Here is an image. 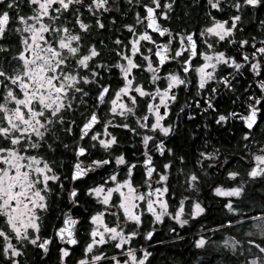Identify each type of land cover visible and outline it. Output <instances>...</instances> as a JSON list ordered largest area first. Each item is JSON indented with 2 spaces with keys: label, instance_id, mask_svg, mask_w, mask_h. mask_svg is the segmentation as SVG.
<instances>
[{
  "label": "snow or ice",
  "instance_id": "obj_1",
  "mask_svg": "<svg viewBox=\"0 0 264 264\" xmlns=\"http://www.w3.org/2000/svg\"><path fill=\"white\" fill-rule=\"evenodd\" d=\"M111 2L116 4V0ZM127 3L137 9L135 25L122 26L130 35L125 39L118 36L112 41L117 59L106 63L99 59L101 53L95 41L86 43L85 37L93 28L97 32L105 28L102 17L112 11L109 0H0V264H21L28 245L47 254L53 237L62 245L58 249L60 264H67L65 258L69 257L71 246L78 244L74 236L78 220L69 211L62 213V223L53 228L52 236L42 238L40 235L43 219L49 211L52 186L64 191L56 168L55 153L59 149L71 153L73 182L97 169H109L103 183H95L85 190L84 194L102 207L88 217V242L76 264H146L151 253L143 247L137 250L132 246L145 212L152 217L153 224L160 223L165 216L180 227L188 223L184 218V202L188 198L180 200L174 213L169 211L166 200L172 161L163 163V171H159L151 155L153 151L161 156L165 152L172 155V149L166 148L164 140H157L154 134L159 132L168 137L174 129V123L162 122L177 99L175 89L180 86L187 89L186 77L194 71L196 95L200 97L194 102L195 107L201 112H214L212 100L220 86L225 92H234L233 80L242 75L245 68L253 77L264 75V38L258 40L252 36L237 40L235 37L237 31L243 32V10L256 9L264 0H205L206 15L211 23L201 27L199 36L206 50L198 48L192 32L181 29L173 33L170 27L159 22L170 19L175 0H147L145 3L127 0ZM24 8L29 10L28 14H21ZM138 9H142L143 14ZM226 9L231 10L226 20L213 15ZM85 14L94 21L85 22ZM114 24L115 20L110 18L109 25ZM257 30L264 33V19L259 20ZM152 34L166 36L167 42H160ZM222 42L238 45L239 61L219 50ZM100 43L103 45V41ZM196 59L202 62L197 63ZM172 61L178 65V70L165 72L162 66ZM221 66L231 71L218 76ZM138 73H147L146 80L137 82ZM145 82L150 87H145ZM209 82L216 85L211 88V95L206 91ZM90 85L96 89L95 107L85 115L86 98L92 94ZM255 88L259 89V95L250 88L244 89L246 113L229 111L215 117V123L221 127L231 120L242 122L247 129L241 136V140L247 142L243 144L245 149L253 143L254 126L264 119V79H257ZM200 100L206 107L201 108ZM192 103L186 102L187 105ZM141 105L144 111L138 114ZM76 112L83 116L80 124L66 116V113ZM101 112H105L106 117H102ZM129 117L135 120V127ZM187 118L193 117L189 114ZM74 126L79 129L78 136H74ZM110 128H122L138 136L143 160L129 163L123 152L113 155L117 137ZM50 136L54 138L52 141ZM67 137H74L71 146L65 142ZM98 149L104 155L85 163ZM218 155L215 149L200 151L196 166L203 169L204 162L209 161L208 167L213 168ZM244 157H250L245 160L247 181L239 171L229 170L224 173L226 179L235 182L239 178V182L230 187L218 184L212 192L216 197L229 198L224 208L241 216L237 223L250 221L253 231L246 235L264 238V213L251 217L238 213L233 200L243 198L249 181L264 179V144L255 152L246 151L241 159ZM179 162L184 164L183 157ZM137 167L143 170L147 191H141L132 182ZM60 168H63V160ZM121 168L126 169L123 179L120 178ZM178 171L184 175L187 188L196 190L200 177L194 172ZM68 178L64 176L65 180ZM60 192L56 193L57 197ZM74 197H77V189L72 187L67 200L75 208L78 201ZM204 211L200 203L192 202V219ZM106 218L113 219L109 223ZM129 225L135 227L129 230ZM152 236L150 230L143 238L149 241ZM206 243V238L201 236L194 240L193 246L201 249ZM237 243L232 238L223 242L225 248L233 250ZM247 243L249 249H257L259 255L246 260L245 264H264V243L253 240ZM105 245L118 251L109 255L102 249Z\"/></svg>",
  "mask_w": 264,
  "mask_h": 264
},
{
  "label": "flooded vegetation",
  "instance_id": "obj_2",
  "mask_svg": "<svg viewBox=\"0 0 264 264\" xmlns=\"http://www.w3.org/2000/svg\"><path fill=\"white\" fill-rule=\"evenodd\" d=\"M147 0H141V3H145ZM109 4L112 7V11L109 13H106L102 17V22L105 24V28L97 32L94 28L89 34L85 37V42H92L95 41L96 46L98 50L100 51L101 55L99 59L106 63H112L114 62L117 57L115 56V52L113 51L115 48V45L112 44V41L116 39L118 36L121 39H125L127 36L130 35V33L126 32L123 29L124 24H133L135 25V19H134V11L137 9L130 8L129 4L127 3V0H116V4L112 5L111 0H109ZM142 13V9H138ZM28 9L24 8L21 14H28ZM207 9L205 7V0H175V3L173 5V11L169 13L170 19L167 21H159L162 25L170 27V30L175 33L180 31L181 29L186 30L188 32H192L194 34V38L197 42L198 48L200 50H206L204 49V45L200 43V36L199 32L201 27L206 26L211 23L209 21L207 15H206ZM187 13V14H186ZM231 13L230 9H226L223 13L219 12H213V15L216 16L217 19H227L228 15ZM143 14V13H142ZM244 16V24H243V32L237 31L235 33V37L237 40L241 38H247L250 39L252 36H256V38L259 40L260 37L264 34L257 30L258 22L260 19H264V4H261L256 9H246L242 12ZM85 22L94 21L93 17L88 16L85 14ZM114 19L115 24L109 25V19ZM139 27V26H137ZM111 29V30H109ZM260 35L258 37L257 35ZM155 39L159 40L160 42H167V37H158L156 34H152ZM101 41H103V45H101ZM214 42V41H213ZM175 43V42H174ZM219 50L225 51L228 55L233 56L239 61V48L238 45H227L226 43L222 42L219 45ZM154 59V58H153ZM196 62H202L196 59ZM164 71H177L178 65L175 63V61L168 62L166 66H162ZM115 71V70H114ZM231 69L223 68L221 66V70L218 71L219 75H226ZM182 77L184 74L181 72L179 73ZM147 73H138L137 74V82L144 79L146 80ZM113 81H115L116 77H112ZM187 81L189 82V86L187 89H185L183 86L178 87L175 89L177 94V99L170 105V111L169 116L162 122L165 125L168 124H175L174 129L170 136L163 137L159 134V132H156L154 135L157 140H164L166 148L172 149V155L169 156L167 152L163 156L159 155L156 152H152L151 155L153 156V162L156 166V168L159 171H163L162 164L168 161H172L171 165V175L169 177V180L167 181V188L168 192L166 193V200L169 205V211L172 212L178 205H179V197L175 198L174 193L175 190H181L185 187H187L186 183H184V175L181 174V172L178 171L179 167H182L181 170L183 173H188L185 167V157H186V150L180 152L175 147L178 145V118L182 115L181 108L182 106L186 107L187 101H192L194 98L199 99L196 95V75L193 71L190 76L186 77ZM105 82H108L107 78L105 79ZM162 85L165 82H160ZM115 83L113 84V87H115ZM145 87H150L145 82ZM210 86L214 87L215 84L212 82H209V84L206 85V89ZM92 94L87 97V112H85V115L90 113L94 109V95L96 93V89L94 85L88 86ZM139 99V98H138ZM83 111V108L81 109ZM144 108L141 105L138 110V114H143ZM163 110L161 109V112ZM186 117L189 115L188 112L185 114ZM66 116H68L69 119H75L77 124H80L83 122V116L80 115V112H76L74 114L66 113ZM102 117H106L105 112H101ZM119 119V118H117ZM130 124L135 127V120L132 117H129ZM110 132L117 137V144L113 146L112 154L118 155L121 152H123L128 160L129 163L132 162H139L143 160L142 156V147L139 143V137L133 136L132 133L127 132L126 130L122 128H110ZM79 129L78 127L74 126V136H78ZM152 135V133H149ZM61 136H63V133H60ZM54 138L49 137V140L52 141ZM65 142L69 143L71 146L74 142V137H67ZM152 142H150L151 144ZM218 150V149H215ZM219 152V151H218ZM135 153V155H133ZM49 157H52V154H48ZM104 155L102 150H97L95 154L88 158V160H85V163L89 162L90 159L94 158H100ZM183 157L184 164L181 165L179 162V158ZM249 158V157H248ZM55 159L57 161L56 168L57 171L60 172L61 175V183L64 185V191L60 192L59 187L53 185V192L50 195L49 199V211L45 215L42 225H41V237H47L52 236V230L54 227H59L62 223V213L64 211H69V214L74 218L78 220L77 225L75 226L74 236L78 240L77 245L71 246L70 249V255L69 257H66L67 264H76V261L83 256V248L85 244L88 242V231L90 229V225L88 223V217L93 214L95 211H97L99 208H101V205H98L94 200H92L90 197L86 196L85 190L89 186H94L95 183H103V178L107 175L109 169L105 167L103 170L97 169L94 173H89L86 178L78 181H71L70 178V168L72 164V156L71 153H65L63 149H59L55 153ZM83 159V158H82ZM247 157L244 159H241L242 162H245ZM250 159V158H249ZM63 160V168H60V162ZM235 160L236 155L235 153L228 152H219V155L217 156L216 166L213 168H209L206 161L204 162V165H207V168L201 169V175L205 174V179L209 176L214 178L212 185L207 188V191L211 194L212 189L219 185H225V183H221L222 180H225V175L229 170H234L232 168L235 167ZM246 164V163H245ZM203 165V166H204ZM220 165H226V167H221ZM126 173V169L121 168L120 170V178L123 179L124 175ZM64 176H68L69 178L67 180L64 179ZM182 177L180 180L173 181V177ZM226 181V180H225ZM132 182L134 185L139 186L141 191H147L148 189L145 187L143 182V170L140 167H137V169L133 173ZM155 186V185H154ZM75 187L77 189V197H74V200L78 201V206L73 207L68 200H67V193L72 188ZM60 192V196L57 197L56 193ZM212 195V194H211ZM218 198V197H217ZM187 205L189 206V201L186 200ZM226 201H224V204ZM205 203L201 202L202 207H204ZM205 209V207H204ZM188 210V209H186ZM204 214V213H203ZM202 214V215H203ZM201 215V216H202ZM200 217V216H199ZM198 217V218H199ZM196 218V219H198ZM113 218H106V222H111ZM122 219V217H121ZM194 219V220H196ZM143 223L140 227L139 235L138 237L132 241V246L135 247L137 250H139L141 247H143L145 250L151 253V255L148 257V260L146 264H156V249L157 246L162 244H170L172 242H176L179 240H183L186 236H181L183 229L185 227H188L190 224L185 225L184 227H178L175 223L171 221L168 217H163L162 221L158 224L152 223V217L148 213H144L142 216ZM192 220V219H191ZM192 220V221H194ZM191 221V222H192ZM135 225H129V230L134 228ZM173 229V231H169V229ZM191 228H194L191 226ZM153 231V236L149 241H145L143 236L144 233L147 231ZM205 231H200L198 233H203ZM173 234L176 236L173 238H169L168 240H164V238L171 237ZM197 233H193L189 235V237L194 241L196 239L195 235ZM203 233V237H204ZM158 239L162 240V242H158ZM15 242V241H13ZM0 243H2V240H0ZM62 246L59 241H57L54 237L52 239V242L49 245V251L47 254H44L41 252L40 249L34 248L31 245H28L25 250V257L21 258V264H60L59 262V247ZM102 249L107 250L109 255L115 253L116 249L110 247V245L102 246Z\"/></svg>",
  "mask_w": 264,
  "mask_h": 264
},
{
  "label": "trees",
  "instance_id": "obj_3",
  "mask_svg": "<svg viewBox=\"0 0 264 264\" xmlns=\"http://www.w3.org/2000/svg\"><path fill=\"white\" fill-rule=\"evenodd\" d=\"M257 36L260 37L259 34ZM260 38H264V34ZM248 51L250 52L251 49L248 48ZM263 78L264 75L253 77L245 68L243 74L233 80L235 91H224L215 100L216 111L209 110L196 113L192 107L193 103L191 105L186 104V107H183L182 115L178 118V145L175 148L180 152L186 150L184 169L199 176L201 168L196 166V159L200 151H213V149H218L221 153L230 151L236 155L235 167L232 169L239 171L243 179L247 181V176L244 173L247 164L242 162L241 157L244 156L246 151H254L255 148L264 144V119L252 131L251 140L253 143H250L248 149H245L243 144L247 142L242 141L241 136L246 130L242 127V123L231 120L221 127L215 123V117L219 114H227L229 111L243 110L245 108L244 99L247 95L244 89L250 88L255 94L259 95V89L255 88V82L257 79ZM206 91H210V86ZM195 100L197 98L192 101ZM188 111L191 112L192 119L186 117L185 114ZM205 125H207V128ZM204 168H207L206 164L203 166ZM179 169H182V167H179ZM212 177L209 176L202 183H198L196 188L198 197L202 203H205L204 214L183 229L180 234L186 236L183 240L157 246L156 264H245L246 260L259 255L255 248L249 249L247 242L253 240L256 243H264V238L259 235H246L245 233H248V231H253L250 227V221L245 224L237 223L241 216L229 213L224 208V200L215 198L207 191V188L212 185L214 179ZM181 178L174 176L173 181ZM222 182L227 185V181L222 180ZM238 182L239 178L237 179ZM179 195L181 193L179 194L178 190H175L174 197L177 198ZM233 200L238 213L243 212L249 217L264 213V179L249 181L243 198ZM227 224L232 226H227ZM191 226L194 228H191ZM200 231H205L204 237L207 243L204 248L196 249L193 246L194 241L189 235ZM175 236L173 234L171 237L164 238V240ZM226 238L238 241L235 250L220 247L219 244ZM160 241L162 242L158 239V242Z\"/></svg>",
  "mask_w": 264,
  "mask_h": 264
},
{
  "label": "rangeland",
  "instance_id": "obj_4",
  "mask_svg": "<svg viewBox=\"0 0 264 264\" xmlns=\"http://www.w3.org/2000/svg\"><path fill=\"white\" fill-rule=\"evenodd\" d=\"M188 117V116H187ZM257 150V148H255L254 149V151H252V152H255ZM250 158V157H249ZM249 158L247 157V159L246 160H249ZM206 163H209V161H206ZM216 163V162H215ZM247 168H248V165L246 166V168H245V174H246V171H247ZM205 174H200L199 175V177H200V181H199V183H202L203 182V180H205V176H204ZM246 176V175H245ZM238 179V178H237ZM225 180L227 181V185L225 184L224 186L223 185H221L222 187H230V186H234V184L235 183H237V181H229V180H227L226 179V177H225ZM181 193V196L178 198L179 199V201L181 200V199H183L184 197H187L188 199H186V200H188L189 202V206H186L187 205V201L185 200V202H184V204H185V207H184V218L185 219H187L188 220V223L187 224H190L191 223V221L192 220H194V219H192L191 218V216H190V213H191V205H192V202L193 201H196V202H198V203H200L201 204V200H200V198L198 197V195H197V190H189L187 187H185V188H183V189H181V190H179V194ZM211 194H212V196H214L213 195V192H211ZM215 198H217L216 196H214ZM219 199H223L224 201H228V199L229 198H220V197H218ZM234 199V198H233ZM179 206V205H178ZM177 206V207H178ZM202 206V205H201ZM176 209V208H175ZM175 209L172 211L173 213L175 212ZM186 209H188V210H186ZM202 215V214H201ZM201 215H199V216H201ZM199 216H197L196 218H198ZM167 217V216H166ZM195 218V219H196ZM192 219V220H191ZM173 223H175L174 222V220H171ZM176 224V223H175ZM186 224V225H187ZM176 226H178V227H180L179 225H177L176 224ZM227 226H232L231 224H227ZM249 230V229H248ZM208 232H210V231H208ZM249 232V231H248ZM203 233H205V232H203ZM203 233H198L197 232V234L195 235V237L196 238H199V237H201V236H203ZM224 242V241H223ZM223 242H221L219 245H220V247L221 248H223V249H225V247H224V244H223ZM228 250H232L231 248H227ZM257 250V249H256ZM252 259V258H251Z\"/></svg>",
  "mask_w": 264,
  "mask_h": 264
},
{
  "label": "built area",
  "instance_id": "obj_5",
  "mask_svg": "<svg viewBox=\"0 0 264 264\" xmlns=\"http://www.w3.org/2000/svg\"><path fill=\"white\" fill-rule=\"evenodd\" d=\"M251 52V51H250ZM212 88V87H211ZM211 88H210V91H207V94H209V95H211ZM222 92H224V90H223V87L222 86H220V91L218 92V94L217 95H215V97L213 98V100H212V102H213V104H214V102H215V100L220 96V94L222 93ZM200 99V98H199ZM196 101V100H195ZM194 101V102H195ZM193 102V109L196 111V113H203V112H201L199 109H197L196 107H195V103ZM200 106H201V108H204V107H206L205 105H204V103H203V100H200ZM191 110V109H190ZM237 112H241V113H245V108L243 109V110H239V111H237ZM188 114H191V112L190 111H188ZM237 121V120H236Z\"/></svg>",
  "mask_w": 264,
  "mask_h": 264
},
{
  "label": "water",
  "instance_id": "obj_6",
  "mask_svg": "<svg viewBox=\"0 0 264 264\" xmlns=\"http://www.w3.org/2000/svg\"><path fill=\"white\" fill-rule=\"evenodd\" d=\"M263 79H264V78H263ZM261 120H262V119H261ZM261 120H260V121H261ZM260 121H259V123H260ZM241 123H242V122H241ZM259 123H258V124H259ZM258 124H257V125H258ZM257 125H255L254 128H255ZM242 127L244 128L243 124H242ZM244 129H245V128H244ZM245 130L247 131V129H245Z\"/></svg>",
  "mask_w": 264,
  "mask_h": 264
}]
</instances>
